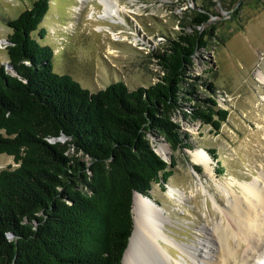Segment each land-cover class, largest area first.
Returning <instances> with one entry per match:
<instances>
[{"label": "trees", "instance_id": "trees-1", "mask_svg": "<svg viewBox=\"0 0 264 264\" xmlns=\"http://www.w3.org/2000/svg\"><path fill=\"white\" fill-rule=\"evenodd\" d=\"M49 8L50 0H34L5 18L16 73L0 64V153L17 165L0 169V264H121L133 193L165 188L175 171V158L166 161L153 137L173 150L193 148L177 115L215 131L228 117L215 81L195 72L198 52L216 33L214 24L205 27L214 12L206 4L192 9L184 22L191 30L155 52L153 83L130 88L120 79L91 90L54 69L56 49L40 41Z\"/></svg>", "mask_w": 264, "mask_h": 264}, {"label": "rangeland", "instance_id": "rangeland-1", "mask_svg": "<svg viewBox=\"0 0 264 264\" xmlns=\"http://www.w3.org/2000/svg\"><path fill=\"white\" fill-rule=\"evenodd\" d=\"M33 1L0 0V64L10 70L6 46L12 28L5 18L17 16ZM108 1L118 15H104L102 0H50L41 23L47 34L40 41L56 49L54 69L71 74L91 90L120 79L130 88L153 83L160 70L155 52L162 50L181 29L191 30L184 22L192 9L201 10L206 4L214 12L205 27L214 24L216 33L208 48L198 52L195 72L215 81L218 104L228 108V117L215 131L211 124L186 121L177 115L175 119L191 134L194 149L173 150L164 145L163 137H153L155 149L161 153V145L168 147V155L175 158L176 165L167 186L154 183L151 195L164 209H160L165 217L160 228L166 239L160 242L172 255L174 264H196L176 243L191 247L201 257L200 248L207 244L220 222L222 229L216 234H226L223 243L232 252L225 256L207 244L215 251L213 262L218 258L221 264H254L257 251L248 248L247 240L227 226L231 221L227 211L232 207L228 197L204 166L193 161L192 151L214 148L217 158L206 151L213 160L216 180L231 184L243 199L241 183L256 182L264 190V85L256 76L257 69L264 72V0ZM8 164L17 165L12 155L0 153V169ZM170 187L183 190L185 196L178 199L171 194ZM133 213L135 219L140 218L135 204ZM260 227L254 233L264 250V226ZM145 259L139 263L167 264L155 253Z\"/></svg>", "mask_w": 264, "mask_h": 264}, {"label": "bare ground", "instance_id": "bare-ground-1", "mask_svg": "<svg viewBox=\"0 0 264 264\" xmlns=\"http://www.w3.org/2000/svg\"><path fill=\"white\" fill-rule=\"evenodd\" d=\"M102 2L105 5V9L103 10L104 15H118L117 9L110 1L102 0ZM256 76L258 80L264 85V72L260 68L257 69ZM164 145L170 147L167 142H165ZM167 150L168 147H162L161 145L160 151L162 155L169 158ZM192 159L193 161L199 162L204 166L205 171L209 174V176L212 177V179L228 197V202L232 207L227 211V214L231 218V221L227 226L229 228L232 227L233 229H236L235 231H237L238 234L247 240L249 245L248 248L257 251L259 255L256 256L257 258L254 264H264V250L259 244L260 241L257 239L258 236L256 237L257 234L254 233V229L259 230V228H261L260 226H264V223H262V219L264 218V190L259 188L256 182L253 184L241 183L240 186L243 187V194L245 196V199H243L235 193L231 184L221 183L220 181L216 180L212 166L213 160L210 154L204 148H197L196 150L192 151ZM169 190L171 194L176 196L178 199H181L183 196H185V192L179 188L170 187ZM134 200V204L136 208L139 209L141 216L140 218L135 219V229L132 240L125 252V256L121 264H140V261L143 263L147 260L145 259L146 256L148 257L154 253L155 255H160L163 260L167 262V264H174L172 262L173 260L171 261L172 255L162 246L160 242V239H166V234L162 232V229L160 228L162 221L165 219L163 212L161 211L164 209L141 193L135 194ZM220 229H222L221 222L215 226V233L213 231L206 242L207 244L215 247L214 249H216L217 253H224V255L227 256V253H231L232 250H230L228 247V249H226V245L223 243L224 236L226 234H216V232L220 231ZM141 241L142 246H139ZM207 244L202 245V248H200V253L202 254L201 257H198L191 247L176 243L182 252L189 255V257L193 259L196 264H221L218 258L215 259L216 263L213 262L214 258L216 257V255H214L215 251L212 249L213 247L209 248ZM256 246H259L257 247L258 249ZM197 250H199V248L196 249V251ZM209 256L210 259L208 258ZM140 257H142V260L144 261L139 259ZM175 264L190 263L176 261Z\"/></svg>", "mask_w": 264, "mask_h": 264}, {"label": "water", "instance_id": "water-1", "mask_svg": "<svg viewBox=\"0 0 264 264\" xmlns=\"http://www.w3.org/2000/svg\"><path fill=\"white\" fill-rule=\"evenodd\" d=\"M10 66H11V68H12V70H10V69H8L10 72H13V73H16V71H15V69L13 68V66L10 64V62L8 63ZM57 138H59V139H62V140H64V139H66V135L63 133L61 136H59V137H57ZM56 138V139H57ZM54 140H55V138H54ZM166 142L170 145V147H171V144L169 143V141H167L166 140ZM172 148V147H171ZM156 151L166 160V161H168V162H170L171 160H172V157L170 156L169 158H166V157H164L157 149H156ZM166 186H167V184H166ZM136 192H138V193H141V194H143L142 192H139V191H135L134 193H133V209H134V202H135V200H134V198H135V194H136ZM146 197H148L150 200H152L153 202H155L156 204H158L159 206H161L160 205V203L156 200V199H154V197L152 196V195H145ZM134 229H135V216H134V228H133V230H132V233H131V235H130V237H129V241H128V244H127V247L125 248V250H124V253H123V256H122V260H121V262L123 261V259H124V256H125V252H126V250H127V248L129 247V245H130V243H131V240H132V236H133V233H134ZM13 235H12V233L10 234V237H12Z\"/></svg>", "mask_w": 264, "mask_h": 264}]
</instances>
